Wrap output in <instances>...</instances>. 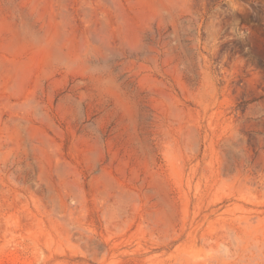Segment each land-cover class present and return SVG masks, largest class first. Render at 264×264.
Returning a JSON list of instances; mask_svg holds the SVG:
<instances>
[{
	"label": "rangeland",
	"instance_id": "rangeland-1",
	"mask_svg": "<svg viewBox=\"0 0 264 264\" xmlns=\"http://www.w3.org/2000/svg\"><path fill=\"white\" fill-rule=\"evenodd\" d=\"M0 264H264V0H0Z\"/></svg>",
	"mask_w": 264,
	"mask_h": 264
}]
</instances>
